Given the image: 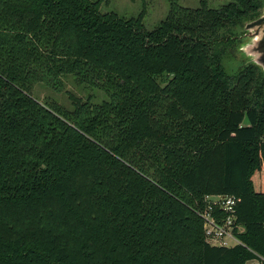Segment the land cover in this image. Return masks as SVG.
Returning <instances> with one entry per match:
<instances>
[{"label": "trees", "instance_id": "trees-1", "mask_svg": "<svg viewBox=\"0 0 264 264\" xmlns=\"http://www.w3.org/2000/svg\"><path fill=\"white\" fill-rule=\"evenodd\" d=\"M142 15L91 0H0V264H264V71L237 63L264 0ZM102 90L73 109L33 87ZM209 194L240 198L231 247Z\"/></svg>", "mask_w": 264, "mask_h": 264}, {"label": "rangeland", "instance_id": "rangeland-1", "mask_svg": "<svg viewBox=\"0 0 264 264\" xmlns=\"http://www.w3.org/2000/svg\"><path fill=\"white\" fill-rule=\"evenodd\" d=\"M98 1L100 4V11L102 13H116L122 18H138L142 15V23L144 27L151 30L163 21L171 8L170 0H91ZM178 4L184 7L197 8L205 1L211 8H220L229 3L230 0H177ZM263 8L261 13H263ZM246 24V23H245ZM245 30V29H244ZM246 31V30H245ZM248 33V30L246 31ZM247 41V42H246ZM254 42L253 37L248 34L242 37L239 42V50L236 52V59H229L226 61L225 68L229 74H233L237 63L244 60V63H249L251 59L256 58L257 55H252L247 52V45ZM242 46V49H241ZM246 55H244V53ZM63 87L61 90H53L42 83H37L33 87V95L41 102H56L69 110L73 109L70 94L86 99L90 94L93 101L101 102L108 99L106 93L99 89L90 88L80 83L74 76L66 75L63 77ZM246 264H262L258 260H250Z\"/></svg>", "mask_w": 264, "mask_h": 264}, {"label": "built area", "instance_id": "built-area-1", "mask_svg": "<svg viewBox=\"0 0 264 264\" xmlns=\"http://www.w3.org/2000/svg\"><path fill=\"white\" fill-rule=\"evenodd\" d=\"M205 201L206 208L198 213L204 221L206 240L216 246L242 244L237 233L243 232L245 228L236 221L240 198L228 194H209Z\"/></svg>", "mask_w": 264, "mask_h": 264}, {"label": "water", "instance_id": "water-1", "mask_svg": "<svg viewBox=\"0 0 264 264\" xmlns=\"http://www.w3.org/2000/svg\"><path fill=\"white\" fill-rule=\"evenodd\" d=\"M244 29L246 31L248 30V33L246 32V34H248L249 37L252 36L254 40L252 44L247 45V52L252 55H257L256 58L251 59L250 62L259 65L264 71V12L261 13L257 18L247 22L244 26ZM243 53L246 55L245 52Z\"/></svg>", "mask_w": 264, "mask_h": 264}]
</instances>
